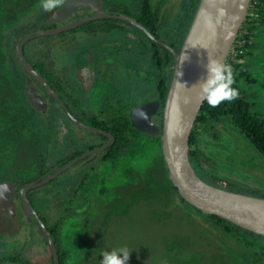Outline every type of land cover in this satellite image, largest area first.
<instances>
[{"label": "rangeland", "instance_id": "374dc122", "mask_svg": "<svg viewBox=\"0 0 264 264\" xmlns=\"http://www.w3.org/2000/svg\"><path fill=\"white\" fill-rule=\"evenodd\" d=\"M141 1L103 0L109 11H127L131 16L138 14ZM149 2L153 14L159 20L157 23L162 28V31L157 32L158 35L172 37L175 32L172 33L168 25L174 26L181 21L180 10L185 3L184 0ZM39 3L40 0H37L22 12L14 23L6 25L2 30L3 41L0 42L6 58L1 66L13 76L9 79L6 72L0 71V181L10 180L15 184L25 180L29 182L39 180L42 168L52 172L57 170L56 162L70 154L71 147L77 140L72 135V130L67 128L70 126L66 127L58 117L50 116L52 117L50 124L45 122L43 125L36 119H31L29 125L33 129H29V125L20 127L18 123L8 122L10 115L14 116L18 111L25 113L27 110L23 91L18 85L19 81L14 85L7 81L22 80L21 70H24L9 56L11 49L8 38H13L18 32L31 30L38 18L46 17L49 12H44ZM165 28L166 33L163 30ZM133 33L138 36L137 32ZM85 36L83 30L80 38H75L67 45L71 39V35H67L63 44L53 47L56 57L64 64V66L57 64V59L55 60V64L53 63L50 68L54 75L73 77L78 70L74 71V68L83 60L81 52L91 50L94 45L93 38ZM108 37L113 38L111 35ZM46 40L49 39L44 37L32 44H36L38 48L47 47ZM98 41L99 38H95V42ZM88 42L92 46H88ZM128 44L126 43V46H130ZM146 57L151 60L154 55L149 52L146 53ZM41 58L48 61V56L44 54ZM130 59L134 62L133 58ZM245 66L256 77V81L248 83L243 80L241 87L250 94L252 110L264 116V24L254 31L252 53ZM99 69L92 99L99 108L104 104L105 107H109L103 109L101 113L96 112V115H105L111 113L114 107L110 102L115 101L112 97L118 91V73L112 74L105 63L103 68ZM163 74L166 77L169 75L167 70H164ZM150 87L144 84L141 87L143 90L136 88L131 92L134 96H140ZM122 97L120 96L119 100L130 99L129 94ZM32 116L37 117V113L33 112ZM72 129L74 133L75 129L73 127ZM76 129L80 132L75 134L90 135L85 130ZM48 132L50 135L47 141ZM197 137L199 148L216 161L211 167L212 173L221 177L224 182L229 181L235 188L264 194V159L228 119L210 121L208 126L199 129ZM82 143L83 141L74 144L72 150L78 146L82 147ZM42 154L46 157L45 167L41 163ZM131 158L126 159L128 162L120 161L122 169L120 167L113 169L109 165L110 162L96 164L94 171H87V175L83 176L85 179L79 187L82 176L80 177L79 166L75 165L60 171L52 182H45L29 190L32 197L30 198L49 223L57 219L62 220L61 234L64 241L62 240L61 247L67 264H100L103 258L102 250L124 246L131 250L128 264H248L254 258V253L257 254V261L264 262V248L253 245L254 242L248 247L253 253L248 250L247 254H242L241 248L247 246L246 243H242L236 236L225 233L220 226L214 225L204 212H200L187 202L179 201V197L171 190L156 150H146L136 159ZM126 163L132 170L125 175L123 172L126 171ZM135 182L157 183L167 192L170 201H165V194H161L157 197L140 198L136 204H125L123 199L117 203L115 197H126ZM18 188L15 187L13 198L15 214L8 215L9 212L4 216L0 214V223L5 216L10 220L3 227L5 231L9 230L7 233L2 232L0 225V258L11 254L18 255L23 262L51 264L45 237L38 224H32V220L18 201ZM25 226L27 228H23ZM250 237L247 240L252 242L253 239ZM255 240L260 238L256 237Z\"/></svg>", "mask_w": 264, "mask_h": 264}, {"label": "water", "instance_id": "95a60500", "mask_svg": "<svg viewBox=\"0 0 264 264\" xmlns=\"http://www.w3.org/2000/svg\"><path fill=\"white\" fill-rule=\"evenodd\" d=\"M249 2L250 0H199L180 48L176 51L171 45L152 35L130 16L104 11L102 9L103 0H64L61 7L49 12L50 22L64 20L79 7L90 8L95 13L54 28L23 36L15 46L16 57L27 75L37 78L50 91H53L34 67L28 63L23 49L26 40L37 35L58 33L71 29L96 18L126 20L143 30L158 44L170 51L174 59V68L163 104L161 127L151 121V115L157 112L160 104L158 99L144 101L135 106L131 112L132 124L146 134L160 136L161 152L166 164L168 178L176 187L178 194L187 203L198 210L220 216L242 228L264 236V197L229 190L205 181L197 174L189 158L190 133L203 103L199 96V88L192 87V85L203 76V64L206 63L208 56L225 62L237 33L244 22ZM185 54L190 59L181 65V57ZM93 72L91 75L94 76ZM178 73H182V75H178ZM26 90L31 104L37 109L41 108L43 101L41 96L35 93L32 84H28ZM60 104L64 106L61 101ZM64 108L77 125L90 131L105 134L111 139V133L78 121L68 112L65 106ZM108 143L109 141L104 146H107ZM100 149L97 148L96 151ZM73 162L71 160L49 175L36 181L26 182L17 189L20 203L26 214L34 216L33 218L37 220L44 230L52 253V264H59L57 248L49 229L31 203L28 191L47 182ZM15 187L16 184L14 182H0V214L2 216L8 212V215L15 214V207L13 206ZM9 222L10 220L5 216L0 223L2 232L7 233L9 231H5V228H3ZM0 264L24 263L2 260Z\"/></svg>", "mask_w": 264, "mask_h": 264}, {"label": "flooded vegetation", "instance_id": "af4514ba", "mask_svg": "<svg viewBox=\"0 0 264 264\" xmlns=\"http://www.w3.org/2000/svg\"><path fill=\"white\" fill-rule=\"evenodd\" d=\"M105 4L106 3L103 2L102 9L104 11L115 14L122 13L130 16L132 19L139 22L135 18V16L129 15L127 11H119V12L109 11L105 7ZM94 13L95 12H93L92 9L90 8L79 7L75 9L73 13L67 16L64 20H59V21L57 20L54 22L53 21L50 22L49 14L46 15V19L43 20L42 22H40L41 20H39L38 18L36 24L31 28V30L23 31V32L21 31L20 33L18 32V34H16L13 37V39L12 37L8 38L9 44L12 45V46L10 45L11 55L9 56H11L12 60L16 61V63L19 64L16 65L22 69L16 57L15 46L22 39L23 36L27 34H33L35 32L42 31L44 29L54 28L66 24L68 22H71L73 20L79 19L81 17L92 15ZM158 21L159 20L157 19V22ZM88 22H91L92 25L91 27L83 26ZM139 23L143 27H145L141 22ZM146 29L150 33H152L148 28ZM159 29H160L159 31H162L161 27H159ZM83 30L85 31L86 34L85 37L93 38L94 45L92 49L88 51L83 50V52H81L80 55L81 58H83V60H81L80 65L74 68V71L75 69L78 70L75 71L73 77H66V76L62 77V76L54 75L53 72L50 71V68L52 67L53 63L55 64V60L57 59L56 61L57 64L63 66L64 64L61 63L59 59L56 57L54 52L55 49L53 50V47H56L58 45L60 46L61 44H63V42L66 40L65 37L67 35H71V39L67 43V45H70V43H72L75 38H80L81 32ZM133 32H137L139 37L136 35V33ZM110 35L113 38H109L108 36ZM152 35L154 34L152 33ZM154 36L160 40H163L169 45L171 44L168 41L173 42L174 39L173 36L172 37L170 36V38H168L166 35L164 37H162V35H158V36L154 35ZM44 37L49 39L48 41L46 40L45 42L47 47L38 48L36 44H32V42H34L35 40L38 39L41 40L44 39ZM97 37L99 38L98 43H96L97 41L95 42V38ZM133 37L139 39L138 42H136L137 39ZM151 41L157 43L147 33H145L140 28L136 27L135 25H133L131 22L117 18H96L81 23L80 25L74 28L63 30L58 33L37 35L24 42L23 49L28 63L34 67V69L40 74L43 80L47 82V84L53 90L50 91V89H48L42 82L37 80V78L31 75H27V73L24 70L20 69L22 71V72L20 71L22 80H24L25 82L24 96L26 103L29 105L28 109L30 108L31 111L36 112L37 114L49 116L50 120L52 119V117L50 116H53V118L58 117L59 120L63 121L66 127L70 126L67 128L72 130V135L75 136L77 139L76 141H74L73 146L74 144L83 141L82 147L78 146L77 148H74V150H72L73 146L71 147L70 154L72 152L76 154L67 161L69 162L72 159L74 161L71 165L68 166L69 168L75 165L79 166L80 169L79 171L81 172L80 177L81 176L82 178L83 176L85 177L87 175V171L93 170L90 166L92 164H96L97 161L101 158V153L102 152L105 153L106 149L113 143L114 141L113 134L108 129L102 128L101 125L108 124V122L112 121L113 118L117 115V112L124 113L126 116H129L131 120V112L135 106L139 105L144 101L158 99L160 104L157 109V112L151 115V121L161 127L163 120L162 119L163 104L166 93L163 99L158 97V91H159L158 83L160 79L164 77L163 71L167 70L169 75L168 77L165 76L166 77L165 81L168 89L173 73L174 59L172 56V60L167 65L164 64L159 65L157 62V56L155 51V48H157V46H155L154 43H152ZM126 43H129L128 45L130 46H126ZM176 44L177 43H175V45ZM87 45L92 46L89 42L87 43ZM124 46H126V48ZM160 46L161 45L159 44L158 51L160 56L163 57L165 56V50L168 49L165 47L163 48V46L162 49ZM171 46L174 48V50H176L175 48L176 46L175 47L174 45ZM2 51L5 52L4 50ZM149 52H152L154 55V58L151 60L146 57V53ZM42 54L48 56L47 58L48 61H43V59L41 58ZM130 58H133L134 60L133 59L132 60L134 62H132ZM104 63L111 70L112 74L118 73L117 79L119 85H118V91H116V95L112 97V99H114L115 101L110 102L114 106L112 107L111 113L105 115L103 114L96 115V112L101 113L103 109H109V107H105V104L102 105V108H99V106L93 103V99H92L96 89V88L94 89V87H96L95 86L97 81L96 79L98 78L100 72L99 68L101 67L103 68ZM112 69H115L116 71L113 72ZM118 70L119 72H117ZM92 72L94 73V76L91 75ZM70 74L72 73L70 72ZM28 84H32L35 93L38 96H41L43 105L39 109H37L35 106L31 104L27 96L26 89ZM144 84L145 86H151V87L142 95L134 96L131 91L136 88H140V90H143L141 87ZM127 94L130 95V99L127 98V101H125L124 99L119 100L120 96L121 98H123L122 96ZM60 101L67 108L68 112L72 114L73 117L76 118L78 121L86 125L96 127L103 131L111 133V139H109L108 136H106L105 134H102L100 132L90 131L83 128L82 126L77 125V123L70 118L64 106L60 104ZM72 127L75 129L74 133ZM76 128L85 130L90 135L85 136L80 133L75 134V132H80ZM108 141H109L108 145L104 146ZM97 148H101V149L99 151H96ZM91 152H95V153H91ZM79 171H77V173H79ZM28 196L31 203L33 204L34 201L31 199L32 198L31 195ZM17 198L18 201H20V196L18 193H17ZM34 205L35 203L33 204V206ZM35 206L34 208L37 210L38 208H36L37 206L36 207ZM37 212L39 214L41 213L39 209ZM28 217H30V219L32 220L31 222L33 225H36V223L38 224L37 220L33 218L34 216L28 215ZM22 221L23 223L25 222L23 219ZM27 226L23 228H27ZM38 227L40 228L41 232L45 237V243L47 245L46 248L50 254V260L52 264L53 258L48 240L46 238V235L42 227L39 224Z\"/></svg>", "mask_w": 264, "mask_h": 264}, {"label": "trees", "instance_id": "16d2710c", "mask_svg": "<svg viewBox=\"0 0 264 264\" xmlns=\"http://www.w3.org/2000/svg\"><path fill=\"white\" fill-rule=\"evenodd\" d=\"M34 1L35 0H0V42L3 38L2 35L3 28L10 23H14V21L18 19L19 15L22 12H24L26 8L35 4L37 0L35 2ZM253 1L254 0H251V5L249 6V13L246 15L244 22L241 25L237 33V36L235 38V41L225 60V63L229 64L233 69L234 79H235V83L233 84V87L237 88L239 92V96L237 99L231 102H224L216 108L209 107L207 102L203 101L201 108L195 118L194 125L189 137V158L197 174L205 181L229 190L238 191L246 194L259 195L264 197V194H258L254 191L252 192V191H246L243 189L235 188L231 185L229 181L225 180L224 182L223 179H221V177H218L214 173H212L210 170L211 167L214 166L216 161L213 158L209 157L203 150L199 148L198 137H197L199 129L208 126L210 121L218 122L221 120L228 119L235 127L238 128L239 132L249 141V143L257 150V152L264 159V116L252 110V105L249 100L250 94L241 87V81L243 80L248 83H254L256 81V77L251 72L248 71L245 65L247 63L248 57L252 53L254 31L258 28V26L264 24V0H255L256 3H253ZM184 2L185 3L182 4L180 10L182 16L181 21H179L178 24H174V26L173 24L171 26L168 25L170 27V28L168 27V29H171L172 33L175 32V34H173V38L175 40L173 39V42L170 41L168 42L171 45H174V47L176 46L175 47L176 50L179 49L180 43L182 42L183 37L188 29V26L194 15L199 0H184ZM10 10H12V12ZM250 11H253L254 14H250ZM135 18L139 22H141L146 28H148L154 35L158 36L157 31L160 30L159 29L160 25L157 23L158 18L153 14L152 6L149 0H142L140 2L139 12L135 16ZM45 19L46 17L39 18V20H41L40 22H42ZM172 21H174V19H172ZM83 26L91 27L92 25L91 22H88ZM166 29L167 28L163 29L164 32L166 31ZM151 42L154 43L155 46H157V48H155V51H156L158 64L167 65L172 60V54L168 50H165V56L161 57L158 51L159 44L155 43L154 41ZM175 43L177 44L175 45ZM10 45L11 44H9V48H11L12 46ZM160 47L162 48V46ZM4 55L5 52L2 51L0 44V71L3 70V72H6L4 70V67L1 66L3 62L5 63L6 58ZM3 72L1 73L4 74ZM8 73L6 72L7 74L6 76H8V78L11 79L13 76L10 75L11 74L10 72ZM165 80L166 77L164 76L163 78L160 79L158 83V89H159L158 97L162 99L164 98L165 93L167 91V84ZM7 81L10 84L12 83L13 85L17 81H19L18 85H20L21 87L20 89L23 91L22 94H24V84H25L24 80H7ZM28 106L29 105L27 104V110L25 111V113L23 112L20 113L18 111L14 114V116L10 115L9 116L10 119L8 122L10 124L18 123L20 127H26L27 125H29L32 122L31 119L34 120L36 119V121L40 122L41 125H43L45 122L50 124L49 116L37 114V117L33 118L32 116L33 111H31L30 108L28 109ZM5 126H7V124H5ZM28 127L29 129H33L30 125ZM101 127L108 129L113 134L114 141L106 149L105 153L104 152L101 153V158L97 161L96 164L102 163L99 165H103V164H107V162H110L109 165L112 166L113 169L115 168L119 169L122 163L120 161L128 162L126 159L129 160V158L131 157H132L131 160L136 159V157L141 155L146 150H156L158 155V161L161 167H163V170L168 178L166 164L161 152L160 136H152L142 132L140 129H138L131 123L130 117L126 116L122 112H117V115L113 118L112 121L108 122V124L101 125ZM46 135H47L46 139L48 141L50 132H48ZM214 135L215 134H213V136ZM75 154L76 153L72 152L66 157L59 159V161L56 162V165H58L57 168L65 164V162L71 159ZM41 156H42L41 163L45 167L46 161L44 160L46 159V157L43 156V154ZM96 164H92L90 167L93 170H95ZM127 164L128 163H126V167H125L126 171L123 172L124 174L132 170L131 167H129V165ZM120 169H122V167H120ZM50 173H52V170L42 168L40 169L39 174L41 178H43L49 175ZM102 175H104V173H102ZM54 179L55 177L51 178L46 183H50ZM80 180L81 181H79L78 187L83 182L84 177ZM168 180L170 182L171 190L175 193V195L179 197V201H181V203L182 202L185 203L186 201L178 194L176 187L171 183L169 178ZM26 182L29 181L25 180L23 182L16 183V188H18L19 185L22 186ZM130 189L131 191L126 195V197L124 198L115 197V199H117V203H119L123 199L125 204H136L140 198H144L146 196L157 197L160 196L161 194H165L164 195L165 201L167 202L170 201V198L166 194L167 192H165V190H163L159 185H157V183L135 182L134 184L131 185ZM30 191H28V195H30ZM199 211L203 212L201 210ZM204 214L209 218H211L212 223L214 225H216L217 227L220 226L221 229L225 231V233L231 234V236H236V238L240 239L242 243H246L247 246H243L241 248L243 249L242 254H247L248 250L250 251L248 247L250 246L251 243L253 244L254 242L255 243L253 245L256 246L258 245L259 248H264L263 235L256 234L250 230L242 228L241 226L234 224L233 222L225 218H222L220 216L214 214H208L206 212H204ZM40 216L43 222L46 224L47 228L49 229L52 239L55 242V246L57 248V253L59 258V264H67V260H65V253L63 252V247H61L62 245L61 243L63 240L61 234L62 220L57 219L52 223H49L48 220L46 219V216L42 212L40 213ZM249 237L253 239L252 242L247 240V238ZM256 237H259L260 240H255ZM250 252L253 253V251ZM256 255L257 254L254 253V258L250 260L248 264H264V262H260L256 260ZM2 260L23 262L18 255H11V254L1 257L0 261ZM29 263L31 262L24 261V264H29Z\"/></svg>", "mask_w": 264, "mask_h": 264}, {"label": "clouds", "instance_id": "9594fccd", "mask_svg": "<svg viewBox=\"0 0 264 264\" xmlns=\"http://www.w3.org/2000/svg\"><path fill=\"white\" fill-rule=\"evenodd\" d=\"M64 0H40L39 6L44 12H52L61 7ZM190 57L185 54L181 57V65ZM203 76L192 85L199 88L200 99L206 101L209 107L216 108L224 102H231L238 98L239 92L233 87L235 83L232 67L211 56L203 64ZM182 75V73H178ZM131 250L126 246L102 250L100 264H128Z\"/></svg>", "mask_w": 264, "mask_h": 264}, {"label": "built area", "instance_id": "2783aa9c", "mask_svg": "<svg viewBox=\"0 0 264 264\" xmlns=\"http://www.w3.org/2000/svg\"><path fill=\"white\" fill-rule=\"evenodd\" d=\"M253 3H256V1L254 0ZM251 5V0L249 2V6ZM249 6H248V9H247V13L246 15L249 13ZM250 14H254L253 11H250ZM246 17V16H245Z\"/></svg>", "mask_w": 264, "mask_h": 264}]
</instances>
